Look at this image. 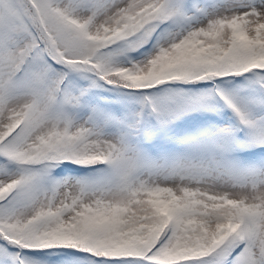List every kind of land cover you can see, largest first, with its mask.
<instances>
[{
  "label": "snow or ice",
  "instance_id": "6c2138e0",
  "mask_svg": "<svg viewBox=\"0 0 264 264\" xmlns=\"http://www.w3.org/2000/svg\"><path fill=\"white\" fill-rule=\"evenodd\" d=\"M0 264H264V0H0Z\"/></svg>",
  "mask_w": 264,
  "mask_h": 264
}]
</instances>
